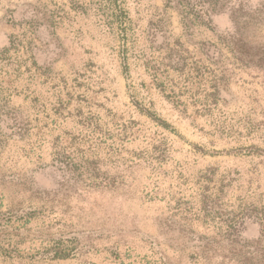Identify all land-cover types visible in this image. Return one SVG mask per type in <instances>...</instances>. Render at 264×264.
<instances>
[{
    "label": "rangeland",
    "instance_id": "1",
    "mask_svg": "<svg viewBox=\"0 0 264 264\" xmlns=\"http://www.w3.org/2000/svg\"><path fill=\"white\" fill-rule=\"evenodd\" d=\"M0 264H264V0H0Z\"/></svg>",
    "mask_w": 264,
    "mask_h": 264
},
{
    "label": "trees",
    "instance_id": "2",
    "mask_svg": "<svg viewBox=\"0 0 264 264\" xmlns=\"http://www.w3.org/2000/svg\"><path fill=\"white\" fill-rule=\"evenodd\" d=\"M66 256H58L57 258L58 259H63V258H65Z\"/></svg>",
    "mask_w": 264,
    "mask_h": 264
}]
</instances>
